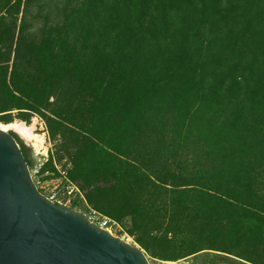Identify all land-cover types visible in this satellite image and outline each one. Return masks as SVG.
I'll return each mask as SVG.
<instances>
[{"label": "trees", "instance_id": "obj_1", "mask_svg": "<svg viewBox=\"0 0 264 264\" xmlns=\"http://www.w3.org/2000/svg\"><path fill=\"white\" fill-rule=\"evenodd\" d=\"M21 8L0 10L9 51L17 33L10 84L0 64V112L7 104L42 115L50 139L71 150L70 178L87 205L116 224L129 219L127 233L156 259L206 250L264 264V0ZM234 75L239 89L228 88ZM221 99L232 105L189 120L196 102ZM177 102L186 120L173 149L166 121Z\"/></svg>", "mask_w": 264, "mask_h": 264}, {"label": "water", "instance_id": "obj_2", "mask_svg": "<svg viewBox=\"0 0 264 264\" xmlns=\"http://www.w3.org/2000/svg\"><path fill=\"white\" fill-rule=\"evenodd\" d=\"M0 264H149L144 252L42 195L0 130Z\"/></svg>", "mask_w": 264, "mask_h": 264}, {"label": "rangeland", "instance_id": "obj_3", "mask_svg": "<svg viewBox=\"0 0 264 264\" xmlns=\"http://www.w3.org/2000/svg\"><path fill=\"white\" fill-rule=\"evenodd\" d=\"M26 0H0V10L3 11V13L6 12V10L9 9L10 5L18 2L21 4V10H23V7L25 5ZM225 2V0H224ZM241 1H239L240 3ZM227 7V4L225 5ZM36 11V8H35ZM7 15V13H5ZM39 15H41V12H39ZM41 17V16H40ZM39 17V18H40ZM19 18H21V14L19 15ZM176 20L173 22L175 23ZM1 21H0V28L1 27ZM38 23H44L43 20H39ZM38 23L35 22L37 25ZM20 24V20L18 21V26ZM172 24V23H170ZM207 28V27H206ZM205 28V29H206ZM35 31L36 29H32ZM18 32V30H17ZM206 33V32H205ZM214 37V36H213ZM17 33L16 36L13 40V45H11V52L7 49L8 45L6 43L0 42V64L4 69L7 71V77H8V83H9V77L11 71L14 69V64H16V47H17ZM237 53L239 50L236 51ZM20 59V58H19ZM23 59L19 60V69L18 71L23 70V65H21ZM3 61V62H2ZM6 62V63H5ZM168 74V71H163L161 75L157 77L156 81H161L162 78H164ZM164 75V76H163ZM234 82L232 80L229 81L228 88H238L242 87V77L237 78V75L233 76ZM164 81V80H163ZM162 81V83H163ZM212 83V84H211ZM10 84V83H9ZM214 84V81L209 80L206 83V87H211V85ZM226 85L223 86V88ZM227 87V86H226ZM22 88L24 89L23 92H27V88L23 85ZM28 93V92H27ZM182 95V94H181ZM36 96H33V98ZM41 97V96H40ZM32 99V98H31ZM6 100V99H5ZM12 100V104L18 105V100L11 98L10 101ZM219 104H216L213 100L212 101H205V102H196L193 105L192 110L188 112V118H192V115H198L199 116H204L207 113H210L211 111L219 110L220 105L222 103L223 108H226V105L230 107L232 105V102L228 103L229 101H222L220 100ZM2 104L4 102L0 100ZM179 102L176 103V107L173 108V113L171 117H168L171 120H175L174 123L168 124V120L166 121L167 129L169 131L170 136L173 138V143H172V148L175 149L177 147L178 141L181 138V134L183 131L177 126V122H183L182 116L184 113L179 109L178 106ZM7 105V104H6ZM6 105H4L3 109L0 112V124H9L12 122H21L26 124L27 126H32L34 124L35 128V134L40 135L44 138V145L38 146L35 145L34 142H28L25 139H23L21 136H19L17 133L14 131H8L7 133H10L13 135L15 138L16 142L19 144L21 151L23 152L32 179L38 189V191L42 195H51L52 193H55L57 195V199L60 201L61 204L68 206L74 211L79 212L80 214L88 217H92V212H95L98 216L99 219L101 217H105L96 211L92 210L90 206L87 205L86 201L84 200L81 192L79 189L76 187V184L72 182L70 178V174L73 171V166H72V155H71V150H66L65 147L61 144V139L60 137H57L56 140H52L49 137L47 127H46V122L44 118L42 117L41 114L36 113V112H31L28 110H18L13 108H5ZM45 114H48L46 111H44ZM212 114V113H211ZM163 118V121L167 118L166 116H162L161 120ZM189 118V120H190ZM201 118V117H200ZM218 121V118H216ZM188 120V121H189ZM173 128V129H172ZM166 129V138H169V135L167 133ZM177 135L179 138H177ZM171 141V138H170ZM182 149H177L176 153H180ZM175 151V150H173ZM169 199L165 205L166 210L169 209ZM163 204V203H160ZM171 207V206H170ZM107 218V217H106ZM109 219V218H108ZM115 223V222H114ZM130 229V220L125 219L122 224H116L111 226V233L113 236H116L123 241L136 246L140 248V246L135 242V238L131 237L127 231ZM182 239V236L177 237L175 236V243L176 247L180 246L179 240ZM141 249V248H140ZM142 250V249H141ZM143 251V250H142ZM145 256L148 259L149 264H240L239 262L236 261V259L232 256H228L223 258L222 256L217 257L216 255H213L210 253V251H202L196 255H192L189 257H186L184 259H180L177 261H162L159 259H156L143 251Z\"/></svg>", "mask_w": 264, "mask_h": 264}, {"label": "bare ground", "instance_id": "obj_4", "mask_svg": "<svg viewBox=\"0 0 264 264\" xmlns=\"http://www.w3.org/2000/svg\"><path fill=\"white\" fill-rule=\"evenodd\" d=\"M0 130L5 132L14 131L28 142H34L35 145L41 147L44 145V138L35 134L34 124L27 126L24 123L16 121L9 124H0Z\"/></svg>", "mask_w": 264, "mask_h": 264}, {"label": "built area", "instance_id": "obj_5", "mask_svg": "<svg viewBox=\"0 0 264 264\" xmlns=\"http://www.w3.org/2000/svg\"><path fill=\"white\" fill-rule=\"evenodd\" d=\"M44 196L47 197L50 201H52L55 204H61L60 201L57 199V195L55 193H52L51 195H44ZM88 220L90 222L95 223L100 228H103L109 231L110 233H111L110 231L111 226L115 225L113 221H111L110 219L106 217H101L99 219V216L95 212H92V217H88Z\"/></svg>", "mask_w": 264, "mask_h": 264}]
</instances>
